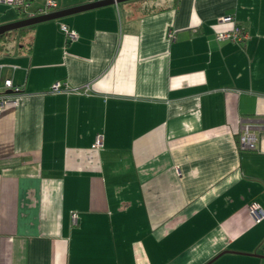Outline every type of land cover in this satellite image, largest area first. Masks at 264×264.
I'll use <instances>...</instances> for the list:
<instances>
[{
	"label": "crops",
	"instance_id": "1",
	"mask_svg": "<svg viewBox=\"0 0 264 264\" xmlns=\"http://www.w3.org/2000/svg\"><path fill=\"white\" fill-rule=\"evenodd\" d=\"M236 25L244 44L219 40ZM27 28L0 50V264H264V0H130Z\"/></svg>",
	"mask_w": 264,
	"mask_h": 264
},
{
	"label": "built area",
	"instance_id": "2",
	"mask_svg": "<svg viewBox=\"0 0 264 264\" xmlns=\"http://www.w3.org/2000/svg\"><path fill=\"white\" fill-rule=\"evenodd\" d=\"M0 3L6 4L10 7H14L18 10H20L23 14H25L27 17H34L37 15L45 14L50 12L52 9H57L58 4L54 0H47L45 3V6L37 9V10H32V3L30 0H0ZM235 20V17L233 15H227L223 16L220 18V21L222 23H228L232 22ZM62 31L65 33L66 37L68 40L73 41L77 39V33L70 29L67 25H62L61 26ZM171 38L173 37V33L170 34ZM219 40H230L239 44H244L246 40L249 38V34L246 30L242 29L239 25H236L235 28L231 31H225L221 32L218 35ZM5 88L6 89H11L15 93H19L21 88L18 86L13 85L12 80H6L5 81ZM62 86L61 84H55L53 86V91H61ZM12 96L2 93L0 94V99L1 103L4 104L9 101H14ZM16 100V98H15ZM240 143L243 148L255 150L256 149V143H257V138L253 134L251 130L250 124H243L242 126V133L240 136ZM103 146V135H97L96 142H95V148L100 149ZM250 213L255 217L257 221H261L264 219V211L258 206V205H252L250 207ZM72 218L74 223H77L78 221V216L76 213L72 214Z\"/></svg>",
	"mask_w": 264,
	"mask_h": 264
},
{
	"label": "water",
	"instance_id": "3",
	"mask_svg": "<svg viewBox=\"0 0 264 264\" xmlns=\"http://www.w3.org/2000/svg\"><path fill=\"white\" fill-rule=\"evenodd\" d=\"M126 1H130V0H99V1L91 2V3H87L84 5L78 6V7H73V8H69V9H63V10L50 11L48 13L37 15L34 17H27V18H24V19L15 21V22L0 25V36H3L9 32L17 31L19 29L34 26V25H37V24L42 23V22L61 19L65 16H69V15H72V14H75L78 12H83L86 10H91L94 8L107 6V5H111V4H118V3H122V2H126ZM217 257H215L214 259H216Z\"/></svg>",
	"mask_w": 264,
	"mask_h": 264
},
{
	"label": "rangeland",
	"instance_id": "4",
	"mask_svg": "<svg viewBox=\"0 0 264 264\" xmlns=\"http://www.w3.org/2000/svg\"><path fill=\"white\" fill-rule=\"evenodd\" d=\"M35 2V4H39L41 2H43L44 0H33ZM16 18V17H20V14H18V12L15 10L14 7H10L6 4H2L0 3V19H6V18ZM16 32H12L11 34H9L8 36V40L11 38H14V34Z\"/></svg>",
	"mask_w": 264,
	"mask_h": 264
},
{
	"label": "trees",
	"instance_id": "5",
	"mask_svg": "<svg viewBox=\"0 0 264 264\" xmlns=\"http://www.w3.org/2000/svg\"><path fill=\"white\" fill-rule=\"evenodd\" d=\"M25 15V14H24ZM24 18H27V16L25 15L24 16ZM23 18V19H24ZM31 27H33V26H31ZM31 27H29V28H31ZM25 29H28V28H23V29H19V30H17V31H13V32H16V33H18V31H19V33L21 32H23ZM12 32H9V33H7V34H5V35H3V36H0V50H2L3 49V46H5V41H7L8 40V36H9V34H11ZM3 41V43H1Z\"/></svg>",
	"mask_w": 264,
	"mask_h": 264
}]
</instances>
